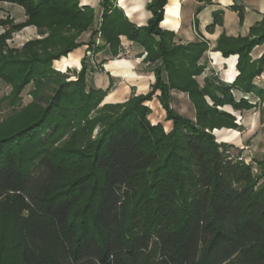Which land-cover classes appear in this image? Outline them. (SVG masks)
Instances as JSON below:
<instances>
[{
  "label": "trees",
  "instance_id": "obj_1",
  "mask_svg": "<svg viewBox=\"0 0 264 264\" xmlns=\"http://www.w3.org/2000/svg\"><path fill=\"white\" fill-rule=\"evenodd\" d=\"M116 1H101L96 28L94 7L79 0H0L26 16L0 18V80L12 105L31 84L33 97L0 121V264H264V160L247 162L213 133L240 127L220 107L250 110L258 105L250 95L264 102L256 83L264 52L252 54L264 43V19L248 36L218 40L223 56L238 55L234 80L207 75L201 84L209 41L178 43L163 29L168 0L147 4L145 25ZM27 26L40 37L9 47ZM123 36L144 48L155 82L145 94L103 103L112 80L104 88L88 79L104 72L97 52L116 57ZM83 45L90 56L68 80L76 71L53 62ZM157 92L170 131L150 119ZM174 93L188 95L194 118L176 110Z\"/></svg>",
  "mask_w": 264,
  "mask_h": 264
},
{
  "label": "crops",
  "instance_id": "obj_2",
  "mask_svg": "<svg viewBox=\"0 0 264 264\" xmlns=\"http://www.w3.org/2000/svg\"><path fill=\"white\" fill-rule=\"evenodd\" d=\"M101 0H80L81 5H89L99 12ZM152 0H118L119 6L127 14L128 18L137 25H145L152 17V12L147 9V4ZM11 3L0 2V18L11 15ZM243 10V20L241 21L239 10ZM24 10V9H23ZM24 16L21 21H24ZM218 18V22H215ZM264 19V0H168L164 7V18L161 27L176 33V41L178 43H188L201 39L209 41L210 50L202 58V62L208 67L214 68L219 74L217 75L222 82L231 83L239 73L237 68L238 55L223 56L221 51L216 50L218 40L222 35L229 37H245L250 34V29L255 24ZM3 28H0L2 33ZM24 37L28 39L39 37L38 30L35 26L25 27L20 31ZM106 49L102 51V54ZM264 52V43L253 49V57L258 58ZM89 53L87 45L76 48L59 60L53 62V67L59 71L66 72L69 69H79L81 61ZM120 53L125 54L124 58H109L103 56L102 65L104 72L99 75L98 86L106 88L111 80L113 86L111 91L104 99V103H122L127 101L133 94H145L149 91L151 85L155 82V74L152 72L151 66L144 60L146 55L144 48L136 43L129 41L126 37H122V47ZM108 55V54H104ZM97 58V54H96ZM64 60V61H63ZM99 60L97 59V63ZM209 69V70H210ZM112 74V79L107 72ZM203 74L199 77L201 84L204 83ZM202 78V80H201ZM108 79V80H107ZM256 83L264 88V73L262 77L256 79ZM158 93L148 102L152 112L150 119L153 123H162L167 131L172 129L173 123L167 120L166 111L161 105ZM238 97L242 95L235 92ZM249 98L248 96H245ZM252 101L257 97L250 95ZM179 102L187 104V109L192 113L194 111L190 106V101L185 93H174V101L172 104ZM264 103V102H263ZM249 113L240 111V126L247 129L239 130L234 128L214 129L213 133L218 142L231 144L242 149L249 146L248 150L240 153L244 155V159L248 162H256L264 160V107L249 110ZM236 115L235 111L228 110ZM251 151V152H250Z\"/></svg>",
  "mask_w": 264,
  "mask_h": 264
},
{
  "label": "rangeland",
  "instance_id": "obj_3",
  "mask_svg": "<svg viewBox=\"0 0 264 264\" xmlns=\"http://www.w3.org/2000/svg\"><path fill=\"white\" fill-rule=\"evenodd\" d=\"M102 1V0H101ZM101 1H100V6H101V10L99 9V12H97L96 11V9H95V21H94V23H95V27L96 28H99L100 27V25H101V23H102V21H103V7H102V5H101ZM79 3H80V6L81 7H83V6H85V5H81V2H80V0H79ZM116 5H118L119 6V3H118V0L116 1V3H115ZM14 6H12V12H13V14H14V16H15V18H12L11 17V15H10V17L12 18V20L14 21V22H22L21 20H22V18H23V16H24V12H22V11H24L23 10V8L21 7V6H19V5H17V4H13ZM120 7V6H119ZM121 8V7H120ZM127 15V14H126ZM26 19V18H25ZM28 27V26H27ZM24 29V28H23ZM3 31H4V29H3ZM2 31V32H3ZM21 31V30H20ZM20 31H17V32H14L13 34H12V36H11V38H9L8 40H7V43H8V45H9V47H13V48H20V47H22L27 41H29V40H31V39H33V38H30V39H28L27 37H24L23 35H22V33L20 32ZM40 37V36H39ZM34 38H36V37H34ZM98 43H100V44H102L103 42H104V40H103V37L101 36V34H99V39H98V41H97ZM104 49H106V54H108V55H104V54H102V51L104 50ZM110 52V50H109V48H101L98 52H97V59L99 60V61H101L102 59H103V56L105 57V56H109V53ZM208 53V52H207ZM206 53V54H207ZM87 55H89V53H87L86 54V56ZM90 56V55H89ZM92 56V55H91ZM126 55L125 54H123V53H120L119 55H117L116 56V58H124ZM92 60H93V58L92 57H90ZM97 59H96V61H97ZM144 60L146 61V59H145V57H144ZM64 61V60H63ZM94 61H95V59H94ZM95 61V63L97 64V62ZM147 62V61H146ZM147 64H149V62L147 63ZM98 65V64H97ZM150 65V64H149ZM81 69V67L79 68V69H70V70H72V71H76V73H71L70 75V77L68 78V80H76L77 79V76H78V72H79V70ZM103 70H104V68H102ZM210 68L207 66V68H206V70H205V72H204V74H206V76L207 75H209V76H215V75H217V74H219L214 68H211L210 70H209ZM67 72V71H66ZM107 72V71H106ZM107 73H109V72H107ZM109 74H111V73H109ZM112 75V74H111ZM203 75V74H202ZM201 75V76H202ZM200 76V77H201ZM199 78V77H198ZM98 79H99V76H94V77H91V76H89V79H88V82L91 84H96V85H98ZM108 80V79H107ZM201 80H202V78H201ZM32 89V84L31 85H28L26 88H25V90L22 92V102H21V105L20 106H18V104H15V105H12L11 103H10V100L8 99V97H7V95L10 93V91H11V87L10 86H8L3 80H0V121H2L3 119H5L6 117L8 118L9 116H10V114H12L15 110H20L21 108H22V106H26V105H28L29 103H31L32 101H33V97L30 95V90ZM150 89H151V87H150ZM149 89V90H150ZM159 94V93H158ZM186 96H187V99H189V97H188V95L187 94H185ZM249 98H250V96H248ZM190 101V100H189ZM252 101V100H251ZM253 103H258V105L255 107V108H258V109H260V107H264V103L259 99V98H257V99H255L254 101H252ZM103 103H104V101H103ZM209 103L211 104V105H213V102L212 101H210L209 100ZM173 106L176 108V110L180 113V114H182L184 117H187V118H193L192 117V113L191 112H189V109H187V104L185 105L184 103H182V102H179L178 101V103L177 104H173ZM190 106H191V108H192V110L195 112V109H194V106L192 105V103L190 102ZM219 109H224V110H231V111H235V113H236V115H235V117L237 118V120H236V122L237 121H239V115H240V111H243V113L245 114V113H249L250 111L249 110H237V109H234L232 106H230V105H226V106H224V107H220ZM250 110H254V108H252V109H250ZM231 113V112H230ZM194 117H195V113H194ZM239 125V124H238ZM240 126V125H239ZM242 128L243 129H247V127H245V126H240L239 128H237V129H239V130H242ZM262 129H264V127L262 126ZM94 134H96V131L94 132ZM249 146H244L242 149H240V148H237V147H235V146H233V151L234 152H240V150H242V151H245V150H248L249 148H248ZM249 151V150H248ZM251 152V151H250ZM240 155L244 158V155L242 154V153H240Z\"/></svg>",
  "mask_w": 264,
  "mask_h": 264
},
{
  "label": "built area",
  "instance_id": "obj_4",
  "mask_svg": "<svg viewBox=\"0 0 264 264\" xmlns=\"http://www.w3.org/2000/svg\"><path fill=\"white\" fill-rule=\"evenodd\" d=\"M263 75V74H262ZM262 75L261 76H259L257 79H259L260 77H262ZM247 161V160H246ZM248 162V161H247Z\"/></svg>",
  "mask_w": 264,
  "mask_h": 264
}]
</instances>
